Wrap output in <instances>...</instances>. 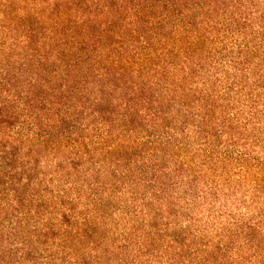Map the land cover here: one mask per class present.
<instances>
[{
	"label": "trees",
	"instance_id": "obj_1",
	"mask_svg": "<svg viewBox=\"0 0 264 264\" xmlns=\"http://www.w3.org/2000/svg\"><path fill=\"white\" fill-rule=\"evenodd\" d=\"M0 264H264V0H0Z\"/></svg>",
	"mask_w": 264,
	"mask_h": 264
}]
</instances>
